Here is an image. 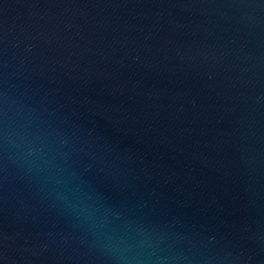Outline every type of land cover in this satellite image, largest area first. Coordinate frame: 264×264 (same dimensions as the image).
<instances>
[{
	"label": "water",
	"instance_id": "1",
	"mask_svg": "<svg viewBox=\"0 0 264 264\" xmlns=\"http://www.w3.org/2000/svg\"><path fill=\"white\" fill-rule=\"evenodd\" d=\"M0 264H264V0H0Z\"/></svg>",
	"mask_w": 264,
	"mask_h": 264
}]
</instances>
